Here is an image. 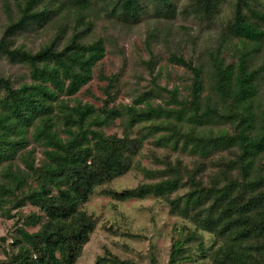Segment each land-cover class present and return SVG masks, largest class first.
<instances>
[{
    "label": "trees",
    "instance_id": "1",
    "mask_svg": "<svg viewBox=\"0 0 264 264\" xmlns=\"http://www.w3.org/2000/svg\"><path fill=\"white\" fill-rule=\"evenodd\" d=\"M177 16L218 26L213 45L185 55L195 38ZM142 22L149 78L125 88L104 60ZM0 60V217L13 220L0 264H76L95 193L180 218L166 264H264V0H0ZM133 170L136 186H111Z\"/></svg>",
    "mask_w": 264,
    "mask_h": 264
},
{
    "label": "rangeland",
    "instance_id": "2",
    "mask_svg": "<svg viewBox=\"0 0 264 264\" xmlns=\"http://www.w3.org/2000/svg\"><path fill=\"white\" fill-rule=\"evenodd\" d=\"M181 1L183 2V0ZM175 23L191 27L189 33L194 36L195 40L194 43L189 40L184 44L183 53L187 56H193L198 51L212 46L219 30L216 25L201 29L197 23L192 21V17L177 16ZM105 25L108 26L107 23L97 24L94 33H102ZM144 29L145 24L142 22L130 30H122L119 44L123 48L124 57L113 54L108 55L104 60L107 72L123 67L122 80L125 88L131 89L133 84L138 81L140 84L145 83L142 78L138 77L142 72L146 78H149L147 70L141 62V59L148 58L147 53L143 50ZM32 38L33 34L28 36V39ZM39 41L40 38L36 39V42ZM9 70L10 66L4 60H0V73L4 74ZM90 85L95 95L102 96L99 87L102 83L94 79ZM119 100L129 101L130 98L124 95L123 91ZM117 130L114 126L110 128L111 132ZM148 147L149 145L146 144L142 151L140 164L155 168L156 165L152 163ZM142 180L143 173L140 170H133L124 177L113 181L111 186L122 190L132 188ZM31 209V206L25 208L26 211ZM84 209L97 217V226L76 264H98L97 257L107 255L108 252L120 259L131 260L134 264H150L151 256H154L160 264H166L171 241L176 234L174 227L181 220L170 214L168 207L161 200L149 196L144 199L117 201L104 194L95 193L84 205ZM12 223L13 220L0 217V237L6 235L11 229ZM110 226L112 229L115 228L114 231L107 230ZM3 258L0 251V260Z\"/></svg>",
    "mask_w": 264,
    "mask_h": 264
}]
</instances>
